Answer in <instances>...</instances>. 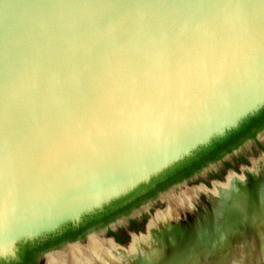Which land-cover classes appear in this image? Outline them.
<instances>
[{
    "label": "water",
    "instance_id": "1",
    "mask_svg": "<svg viewBox=\"0 0 264 264\" xmlns=\"http://www.w3.org/2000/svg\"><path fill=\"white\" fill-rule=\"evenodd\" d=\"M263 107L264 0H0V260Z\"/></svg>",
    "mask_w": 264,
    "mask_h": 264
},
{
    "label": "bare ground",
    "instance_id": "2",
    "mask_svg": "<svg viewBox=\"0 0 264 264\" xmlns=\"http://www.w3.org/2000/svg\"><path fill=\"white\" fill-rule=\"evenodd\" d=\"M147 230L145 239H133L130 253L94 243L73 248L68 263L50 264H260L263 166L258 163L241 176L231 175L224 184L215 182L210 190L193 188L154 218Z\"/></svg>",
    "mask_w": 264,
    "mask_h": 264
},
{
    "label": "trees",
    "instance_id": "3",
    "mask_svg": "<svg viewBox=\"0 0 264 264\" xmlns=\"http://www.w3.org/2000/svg\"><path fill=\"white\" fill-rule=\"evenodd\" d=\"M262 128H264V107L245 118L238 127L228 131L223 137L212 140L207 146L199 148L191 156L176 163L128 195L112 201L101 210L85 215L79 223H69L54 233L18 244L16 257L0 260V264H30L34 252H44L66 241L82 238L91 228L112 221L120 215L128 214L132 208L154 196L158 190H163L170 184L188 178L207 164L219 160L245 139L253 138L255 133Z\"/></svg>",
    "mask_w": 264,
    "mask_h": 264
},
{
    "label": "rangeland",
    "instance_id": "4",
    "mask_svg": "<svg viewBox=\"0 0 264 264\" xmlns=\"http://www.w3.org/2000/svg\"><path fill=\"white\" fill-rule=\"evenodd\" d=\"M261 138H263V144H264V131L260 133ZM263 166L264 168V155L262 152L258 151L255 155H248L247 156V162L241 165H238L236 169H226L223 173L220 174L219 178H210L207 179V174L209 171L216 169L218 165H220L219 162L217 163H211L206 165L203 169H201L197 174L192 175L188 177L187 179H183L179 182L173 183L166 187L165 189L159 191L157 194H155L152 197H149L145 201H143L138 206L131 209V211L128 214L120 215L116 217L110 224L107 226L105 225H98L94 228H91L85 236L79 241L83 245H71L68 247V249H65L66 243L61 245L60 247H57L58 250L64 251V252H58L49 254L46 257V260L44 259L40 264H50L51 262H62V263H68L71 258V251L73 248H87L91 246L94 243H97L99 245H109L113 249H119L123 251L124 253H130L131 251V244L134 238H141L145 239L148 236V230L147 227L149 224L152 223L154 218L159 216L160 214L165 213L169 206L174 202L175 200L181 199L183 196L186 195V193L190 190H192L195 187L198 186H206L208 190L212 188L211 184L213 182H218L221 184H224L227 181V177L234 175V176H241L245 170L249 171L252 170L253 167L255 169L256 164L258 163ZM245 169V170H244ZM203 186V187H204ZM205 187V188H206ZM164 198V200H163ZM147 210L148 213L145 216V220L143 223H140L139 226L136 228V231L130 233L128 237H121L122 241L119 242L116 245L114 244L110 239V236H105L106 228L110 226H115L117 224H121L127 221V219L130 216H134L138 214L141 211ZM97 234L99 237L94 236L89 239L87 242V237L90 234ZM55 250V249H53ZM52 251V250H50ZM45 256V255H44ZM260 264H264V262H261Z\"/></svg>",
    "mask_w": 264,
    "mask_h": 264
},
{
    "label": "flooded vegetation",
    "instance_id": "5",
    "mask_svg": "<svg viewBox=\"0 0 264 264\" xmlns=\"http://www.w3.org/2000/svg\"><path fill=\"white\" fill-rule=\"evenodd\" d=\"M263 131H264V128L257 131L253 138L245 139L237 147H235L234 149H232L229 152H227L226 154H224V156L222 158H220L219 160H217L215 162H211V163L219 162L220 165H218V167L216 169L209 171L206 178L207 179L219 178L220 174L223 173L226 169H232V170L236 169V167H238V165H241V164H244L247 162V156L248 155H255L258 151L262 152V154L264 155L263 138H261V134H260ZM211 163H209V164H211ZM200 170L196 171L192 175L197 174ZM185 179H187V178H185ZM159 191H161V190H158L155 194H157ZM147 213H148L147 210L141 211L134 216H130L127 219V221L124 223L117 224L115 226L109 225L106 228L105 236H110L117 243L121 242L122 241L121 237H128L130 235V233L136 231V228L139 226V224L144 222L145 216L147 215ZM111 222L112 221H109V222L102 224V225L107 226ZM86 233L83 236H85ZM82 238H78L74 241H80ZM74 241H66L63 244L69 243V242H74ZM63 244H61V245H63ZM61 245L50 248L49 250H46L44 252H34V254L31 257L32 259H30V264L31 263L40 264V262H42L44 260V255L48 251L53 250V249H57V247H60Z\"/></svg>",
    "mask_w": 264,
    "mask_h": 264
}]
</instances>
